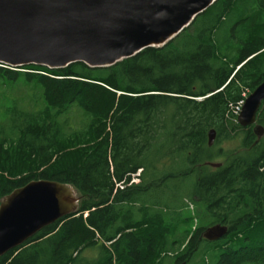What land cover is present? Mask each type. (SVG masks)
I'll return each instance as SVG.
<instances>
[{
	"label": "trees",
	"instance_id": "obj_1",
	"mask_svg": "<svg viewBox=\"0 0 264 264\" xmlns=\"http://www.w3.org/2000/svg\"><path fill=\"white\" fill-rule=\"evenodd\" d=\"M263 81L264 0H217L108 67L0 65V99L23 93L0 106V204L40 179L80 198L0 264H264V135L236 113Z\"/></svg>",
	"mask_w": 264,
	"mask_h": 264
},
{
	"label": "water",
	"instance_id": "obj_2",
	"mask_svg": "<svg viewBox=\"0 0 264 264\" xmlns=\"http://www.w3.org/2000/svg\"><path fill=\"white\" fill-rule=\"evenodd\" d=\"M216 1L0 0V65L112 66L146 48L164 46ZM263 102L264 81L246 97L238 115L241 126H254L258 139L264 135L257 124ZM208 136L212 145L216 131L210 130ZM79 200L73 185L45 179L6 195L0 204V257L46 226L77 214ZM228 231L227 225L218 223L206 228L202 237L213 242Z\"/></svg>",
	"mask_w": 264,
	"mask_h": 264
},
{
	"label": "rangeland",
	"instance_id": "obj_3",
	"mask_svg": "<svg viewBox=\"0 0 264 264\" xmlns=\"http://www.w3.org/2000/svg\"><path fill=\"white\" fill-rule=\"evenodd\" d=\"M17 69H19V68H17ZM19 92H17V89H15L14 91H8V90H4V94H6L7 95V97H2L1 99H0V106L3 104V103H5V104H9L10 103V99L12 98V97H14L16 94H18ZM20 95H23V93H19ZM79 114V112L77 113V111L75 112V114H73V116H74V118L75 119H77L79 116H80V114ZM239 115V114H238ZM75 126L77 127L78 125H77V123L75 124ZM217 162H219V160L217 161ZM140 173V171L138 172V174ZM137 174V175H138ZM137 175H134L133 176V181L134 182H138V178H137ZM190 208L192 209V206L190 205Z\"/></svg>",
	"mask_w": 264,
	"mask_h": 264
},
{
	"label": "built area",
	"instance_id": "obj_4",
	"mask_svg": "<svg viewBox=\"0 0 264 264\" xmlns=\"http://www.w3.org/2000/svg\"><path fill=\"white\" fill-rule=\"evenodd\" d=\"M243 103H244V102H243ZM243 103L241 104V107H240V108H238V111H236V113H237V114H239V113H240ZM121 187H123V186H121Z\"/></svg>",
	"mask_w": 264,
	"mask_h": 264
},
{
	"label": "bare ground",
	"instance_id": "obj_5",
	"mask_svg": "<svg viewBox=\"0 0 264 264\" xmlns=\"http://www.w3.org/2000/svg\"><path fill=\"white\" fill-rule=\"evenodd\" d=\"M134 182V181H133ZM124 185V184H123Z\"/></svg>",
	"mask_w": 264,
	"mask_h": 264
}]
</instances>
